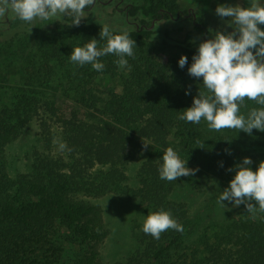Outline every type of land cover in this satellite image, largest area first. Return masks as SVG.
<instances>
[{"label": "trees", "instance_id": "obj_1", "mask_svg": "<svg viewBox=\"0 0 264 264\" xmlns=\"http://www.w3.org/2000/svg\"><path fill=\"white\" fill-rule=\"evenodd\" d=\"M127 1L132 26L125 30L136 42L134 58L125 57L130 67L120 68L115 54L98 58L105 65L101 71L74 63L76 77L70 82L78 79V87L84 88L77 98L65 96L61 105L33 88L42 84L40 68L34 67L25 81L32 88L0 100V264H61L65 256L69 264H111L101 254L110 232L103 209L89 200L109 193L139 199L151 213L169 211L184 229H168L155 239L142 226L135 252L113 264H264V211L252 214L243 209L237 216L213 220L209 216L214 206L233 203H218L221 193L207 209L193 210L189 202L174 198L183 190L205 192L214 178L248 157L243 146L249 140L243 130L216 131L203 119L199 124L179 119L206 89L202 79L188 74L189 66L181 69L176 56L165 57L164 47L172 43L192 59L198 39H209L208 22L202 13H192V27L183 40L172 36L168 24L189 13L185 3L201 0ZM70 23L71 19L53 21L62 42L53 39L44 53L47 57L68 59L73 48L93 38L98 49L106 46L100 39L103 24ZM99 74L108 85L117 79L121 90L100 95L94 87ZM43 106L61 129L66 156L41 152L29 171L12 174L8 147ZM168 147L198 171L162 180L159 168ZM139 152L146 158L137 185L130 186L127 168Z\"/></svg>", "mask_w": 264, "mask_h": 264}, {"label": "rangeland", "instance_id": "obj_2", "mask_svg": "<svg viewBox=\"0 0 264 264\" xmlns=\"http://www.w3.org/2000/svg\"><path fill=\"white\" fill-rule=\"evenodd\" d=\"M118 2L119 0H97L94 5L85 9V17L81 21H97L113 29H127L132 26L127 21V8H124L129 1L122 0L116 7ZM261 3H264V0H261ZM185 5L187 9L191 8L193 10L192 13L203 14L208 22L207 37L212 38L218 30L227 32L234 30L228 24L230 18L221 19L216 14L217 6L239 5L248 7L249 0L188 1ZM192 13L189 16H181L175 23L168 24L172 29L174 38L184 39L186 31L192 27ZM60 19L66 21L70 18L65 16ZM52 24L53 21L39 19L27 23L15 18L11 13H6L4 17H0V100L5 102L11 97L13 99L24 89L34 86L33 88L36 87L42 93L47 92L52 100L56 101L57 105H61L65 96L77 98V93L83 91L84 87H78L77 85L80 83L78 79L75 80V84L70 82L76 77V69L70 58L47 57L44 54L53 39L57 40L58 43L62 42L59 34L54 32ZM259 27L264 30V25H259ZM15 33L17 34L14 35ZM103 41L105 44L107 43L106 38ZM198 41L200 44L203 40L200 38ZM170 44L164 47L163 54L165 57L171 55L179 59L181 55L187 56L172 43ZM253 51L255 52V49ZM187 58L188 63L185 66H190L192 59L188 56ZM29 59L32 60L30 62L26 61ZM34 67L35 70L40 68V80L38 81H41L42 84L29 86L25 82L27 80L26 75H29L28 73ZM95 80L94 87L100 95H107L112 89L121 90L117 79L116 81L112 80L108 85L99 74ZM253 107L259 108L261 106L256 104L255 101L245 98L244 103L240 106V112L247 116ZM247 139L250 144H244L243 150L248 153V158L252 161L250 167L255 171L259 163L264 161V131L253 129L251 135L247 134ZM61 145H64L61 129L43 106L39 109L38 115L27 124L20 137L8 147L7 159L11 173L29 171L34 157L41 152L52 151L55 154L66 156L65 148ZM145 158V153L139 152L129 164L127 173L130 186L137 185V173ZM235 172L236 167L226 175L214 178L209 188L201 194L183 190L182 193L176 194L174 198L189 202L193 210L197 208L207 209L206 207H209L211 202L217 200L219 194L230 186L229 182L234 177ZM89 200L102 207L105 222L110 230L101 245L103 260L111 264L124 261L137 249L138 234L147 215L151 213V209L139 199L129 197L125 193H109L101 197L89 198ZM253 204H255L254 201ZM243 209L247 210L245 204L234 206V203H232L229 206L220 208L214 206L209 218L215 217L213 220H218L223 217L237 216ZM258 211L260 210L257 205L256 211L252 214ZM201 212L204 211L201 210ZM68 254L71 255V252L68 251ZM61 264H69L68 256L63 258Z\"/></svg>", "mask_w": 264, "mask_h": 264}, {"label": "clouds", "instance_id": "obj_3", "mask_svg": "<svg viewBox=\"0 0 264 264\" xmlns=\"http://www.w3.org/2000/svg\"><path fill=\"white\" fill-rule=\"evenodd\" d=\"M94 4L95 0H0V17L11 13L21 21L32 23L37 19L54 21L55 18L57 21L67 16L71 19L70 26H79L85 17V9ZM215 11L221 19L230 18L228 24L234 30H218L212 38L199 44L188 67V74L202 78L206 91L198 92L192 106L186 108L179 119L196 124L203 119L210 129L216 131L238 129L249 135L253 129L264 131V30L259 27L264 25V3L249 0L248 7L219 5ZM105 38L106 46L99 49L94 38L83 47L73 48L71 61L80 66L90 64L93 69L101 71L105 65L98 58L115 54L119 57L115 63L120 68L129 66L125 57L134 58L135 40L126 30L114 33L107 25H102L100 39ZM187 63V56L181 55L179 67L183 69ZM245 98L261 107H253L247 116L241 114L240 106ZM147 146L144 143V147ZM162 160L159 168L162 180L174 181L198 171L187 167V160H182L172 147L164 151ZM251 164V159L245 157L235 166L236 172L229 182L230 186L222 191L218 203L231 201L234 206L245 204L250 213H254L258 205L259 210L264 211V161L255 171ZM168 229L184 231L183 226L164 209L148 214L143 224L144 233L155 239H159L161 233Z\"/></svg>", "mask_w": 264, "mask_h": 264}, {"label": "flooded vegetation", "instance_id": "obj_4", "mask_svg": "<svg viewBox=\"0 0 264 264\" xmlns=\"http://www.w3.org/2000/svg\"><path fill=\"white\" fill-rule=\"evenodd\" d=\"M97 0H95V2H96ZM99 1H101V0H99ZM122 0H119V2L116 4V7H118V5H119V3L121 2ZM128 7V3L124 6V8H127ZM192 9L191 8H189V13H187V14H185V16H189L191 13H192Z\"/></svg>", "mask_w": 264, "mask_h": 264}]
</instances>
